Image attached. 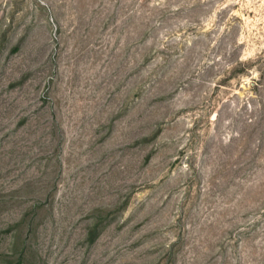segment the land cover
I'll return each instance as SVG.
<instances>
[{
	"label": "rangeland",
	"instance_id": "rangeland-1",
	"mask_svg": "<svg viewBox=\"0 0 264 264\" xmlns=\"http://www.w3.org/2000/svg\"><path fill=\"white\" fill-rule=\"evenodd\" d=\"M0 264H264V0H0Z\"/></svg>",
	"mask_w": 264,
	"mask_h": 264
}]
</instances>
